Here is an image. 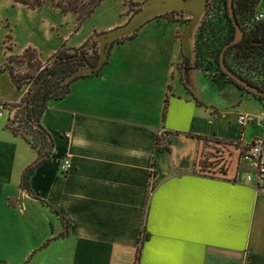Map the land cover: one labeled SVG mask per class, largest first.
<instances>
[{"label": "crops", "instance_id": "obj_1", "mask_svg": "<svg viewBox=\"0 0 264 264\" xmlns=\"http://www.w3.org/2000/svg\"><path fill=\"white\" fill-rule=\"evenodd\" d=\"M146 26L47 101L40 124L53 148L38 164L0 121V264H264V185L247 181L244 150L264 135L263 104L241 93L259 103L242 110L257 121L241 127L240 112L232 122L221 91L240 89L183 65L181 24L167 34ZM198 137L223 142L224 174L198 170Z\"/></svg>", "mask_w": 264, "mask_h": 264}, {"label": "rangeland", "instance_id": "obj_2", "mask_svg": "<svg viewBox=\"0 0 264 264\" xmlns=\"http://www.w3.org/2000/svg\"><path fill=\"white\" fill-rule=\"evenodd\" d=\"M144 1L145 0H105L86 21L77 27V16L72 13H62L59 9L54 7V2L51 0L48 1L46 5L34 9H29L22 6V4L14 3L12 0H0V66L8 62L10 55H14L15 61L12 65L17 74L25 78H28L31 74H37L40 69L56 60L55 52L57 53L63 48V45H65V50L71 53H75L76 51L79 52V48L87 44L90 36L94 33L104 32L125 23L134 15L140 4ZM224 10L225 5L222 0H211L203 18L204 20L205 17H207L214 25V31L210 29L204 32L206 36L203 44L206 50L209 51L205 57L206 64L207 61H213L215 56L214 53L219 44L225 40L224 38H226L229 33L227 31L228 25L223 15ZM168 17H174L180 20L179 22L182 26L180 33L182 37L185 26L189 23L187 16L181 12H177ZM180 24L164 21L155 23L151 21L145 25L151 30L167 34L174 32L175 27ZM145 25H143L139 31H141ZM226 32L228 33L226 34ZM81 43L83 44L80 45ZM114 45H116V43ZM27 48H31V52L34 54L30 62L28 60L30 57L29 55L26 58L21 57V54ZM51 53L54 54L52 55ZM214 67L207 69L212 77L209 76L210 82L214 83L217 77L226 80L225 76ZM34 84V82L30 83L32 90ZM25 85H27V83ZM25 85H23L21 89L17 88L9 73L7 71H0V102L10 105L19 103V100L24 94ZM217 87L220 89L222 84H218ZM221 93L224 105L223 111L225 114L231 112V116L228 118H230L232 122L235 121L240 112L242 114H247L246 112H242L246 106L260 107L255 99L248 100L240 97L242 91L237 90L235 87H231L229 90L224 87ZM244 94L246 97L249 96L246 93ZM248 98L253 97L249 96ZM19 104H21V102ZM238 109H240V111H237ZM9 113L10 111L8 108L6 109V115L0 119L2 124H7ZM16 116L15 112L13 118L17 120L16 124L20 127V131L26 132L27 130L32 132L30 127L26 126V124L20 125ZM262 137H264V135ZM224 148L225 146L221 140H206L205 150L200 158L198 170L208 175L224 173V169H226L227 165L224 159ZM253 170L255 169L250 166L249 171L252 172Z\"/></svg>", "mask_w": 264, "mask_h": 264}, {"label": "trees", "instance_id": "obj_3", "mask_svg": "<svg viewBox=\"0 0 264 264\" xmlns=\"http://www.w3.org/2000/svg\"><path fill=\"white\" fill-rule=\"evenodd\" d=\"M14 3L22 4L29 9H34L36 7H41L46 5L50 0H12ZM54 2V7L59 9L62 13H72L77 17V27H79L84 21H86L100 6L105 0H51ZM225 5L224 18L227 22L228 32L227 36L224 38L214 53L213 61H205L207 51L206 47L203 44L205 38V30L209 31L210 29L214 31V25L211 20L205 19L200 25L195 41V68L205 67L216 68L220 71L226 78V81L229 83L235 84L242 93H246L249 96L258 99L264 106V97L258 96L255 93L248 91L242 85L237 84L232 78L226 76L222 72L219 64V58H221V52L225 44L231 42L235 36V25L232 19L228 14L227 0H222ZM260 0H234V12L239 24L244 30V36L241 41L232 45L226 50L225 61L227 65L232 68L234 71L239 73L246 81L249 83L258 86L259 89L264 90V20H257V6ZM177 13L176 11L164 13L155 19L164 17L169 21H180L174 17L170 18L169 15ZM153 19V20H155ZM188 21V20H187ZM136 32L133 36H128L124 39L116 41V43H121L125 39L135 38L137 36ZM225 34V35H226ZM220 40V39H219ZM65 45L57 53H55L56 60L53 63L48 64L44 68L40 69L37 74H31L28 78L22 77L15 69H13V63L15 61L14 55H10L8 62L5 65L0 66V71H7L15 83L17 88L21 89L23 85L30 84L34 82L33 88L38 84L43 78V84L39 88L38 92L29 97L32 91V86H30V91L26 94L21 100V104L10 105L12 108L18 107L16 111V117L19 120V124L29 126L32 132L20 131L18 127L17 120L14 118L13 121L7 123V128L11 129L14 134L21 135L24 137L35 149L39 156H49L51 148H53V142L48 131L40 124V116H42L44 110L47 107V101L49 99H60L63 98L69 92V86L74 80L83 76H77L76 78L68 81L74 72L79 70L82 67L86 66L87 61H91L90 58H87L84 52L85 49L82 47L79 48V52L71 53L68 50H65ZM11 48V47H10ZM31 48H27L22 54V58L28 57L29 62L34 55L31 52ZM34 51V50H33ZM97 54L94 53V61L96 63ZM18 58V57H17ZM56 62L55 65H53ZM106 63V62H105ZM183 65L189 66V60L186 57H183ZM89 76V75H85ZM83 76V77H85ZM27 77V76H26ZM30 82V83H28ZM167 103L164 106V116L167 108ZM38 124L39 128H35L34 125ZM31 137V138H30ZM203 141L208 140L207 137H198ZM164 150H168L166 146L163 147ZM200 161V160H199ZM34 168V165L31 164L27 169L22 179V188L30 189L29 180L31 172ZM223 173V172H222ZM224 174V173H223Z\"/></svg>", "mask_w": 264, "mask_h": 264}, {"label": "water", "instance_id": "obj_4", "mask_svg": "<svg viewBox=\"0 0 264 264\" xmlns=\"http://www.w3.org/2000/svg\"><path fill=\"white\" fill-rule=\"evenodd\" d=\"M210 0H145L142 2L138 10L127 20L125 23L115 26L107 31L96 33L92 38L89 39L87 44L83 48L87 50L93 46H97L99 50L98 62L95 65L88 64L86 67H82L72 74L68 79L71 81L80 75H94L104 66L107 56L111 46L118 40L124 39L128 36H133L138 30L146 23L151 22L156 17L166 14L168 12L176 11L185 14L189 19V23L185 26L183 38L181 41L182 51L185 57L189 60V66L187 68H193L195 65V41L200 25H202L203 18L205 16L206 10L208 9ZM228 14L232 19L235 27L234 39L226 43L221 52V58H219L220 68L226 76L232 78L237 84L242 85L248 91L255 93L258 96L264 97V90L258 88V86L253 85L242 78L239 73L230 68L226 61V50L229 47L241 41L244 36V30L239 24L234 8V0H227ZM56 62L53 64L55 65ZM44 78L36 84V86L31 91L29 97L35 95L41 84H43ZM18 107H14L10 115V120L13 121V117ZM35 128H39L38 124L34 125ZM44 157H39L35 164H38ZM34 164V165H35Z\"/></svg>", "mask_w": 264, "mask_h": 264}, {"label": "built area", "instance_id": "obj_5", "mask_svg": "<svg viewBox=\"0 0 264 264\" xmlns=\"http://www.w3.org/2000/svg\"><path fill=\"white\" fill-rule=\"evenodd\" d=\"M257 20H264V13L257 12L256 14ZM30 91V84L29 88L27 89L26 93ZM21 101H19L20 103ZM9 108V115L7 119V123L10 121V115L13 111V108L8 103L0 102V118L6 115V109ZM257 121V117L252 114H239L238 115V122L237 124L241 127L255 123ZM258 126L264 131V106L262 107L259 116H258ZM245 156L249 159L251 166L255 169L254 176L247 175V181L252 182L255 181L256 187H260L264 185V137L262 138H254L250 143L246 144L244 147ZM71 162L69 159H63L60 163L59 167L61 172L66 174L70 169Z\"/></svg>", "mask_w": 264, "mask_h": 264}, {"label": "flooded vegetation", "instance_id": "obj_6", "mask_svg": "<svg viewBox=\"0 0 264 264\" xmlns=\"http://www.w3.org/2000/svg\"><path fill=\"white\" fill-rule=\"evenodd\" d=\"M211 1V0H210ZM85 53H86V57L87 58H90L91 59V61H87L88 63H86V66L88 65V64H91V65H95V64H97V62H98V58H99V50H97V47L96 46H93V47H91V48H88L87 50H85L84 51ZM97 52L99 53L98 54V57H97V60H96V63H93V61L95 60L94 59V53L95 54H97ZM85 66V67H86Z\"/></svg>", "mask_w": 264, "mask_h": 264}]
</instances>
